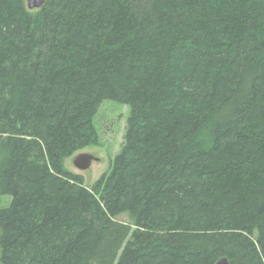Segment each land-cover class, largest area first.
Returning a JSON list of instances; mask_svg holds the SVG:
<instances>
[{
    "label": "trees",
    "instance_id": "16d2710c",
    "mask_svg": "<svg viewBox=\"0 0 264 264\" xmlns=\"http://www.w3.org/2000/svg\"><path fill=\"white\" fill-rule=\"evenodd\" d=\"M105 100L88 188L64 163ZM6 195L0 264H264V0H0Z\"/></svg>",
    "mask_w": 264,
    "mask_h": 264
},
{
    "label": "rangeland",
    "instance_id": "374dc122",
    "mask_svg": "<svg viewBox=\"0 0 264 264\" xmlns=\"http://www.w3.org/2000/svg\"><path fill=\"white\" fill-rule=\"evenodd\" d=\"M128 115V106L116 101L105 100L100 105L94 119V126L97 130L100 144L88 147L65 160V168L74 174L82 175L86 187H92L109 169L111 160L119 154L124 143ZM80 153L90 154L97 159L87 171H79L75 167L74 159ZM11 202V196H0V209L8 207ZM118 220L130 222L127 214L122 215Z\"/></svg>",
    "mask_w": 264,
    "mask_h": 264
},
{
    "label": "water",
    "instance_id": "95a60500",
    "mask_svg": "<svg viewBox=\"0 0 264 264\" xmlns=\"http://www.w3.org/2000/svg\"><path fill=\"white\" fill-rule=\"evenodd\" d=\"M46 0H26L27 7L31 11H35L44 6ZM97 159L87 153H81L74 159L75 167L79 171H87L91 168L94 161ZM216 264H229L226 258L220 259Z\"/></svg>",
    "mask_w": 264,
    "mask_h": 264
}]
</instances>
